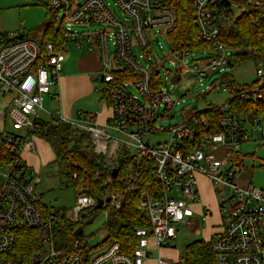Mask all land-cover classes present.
Here are the masks:
<instances>
[{
	"label": "built area",
	"instance_id": "2783aa9c",
	"mask_svg": "<svg viewBox=\"0 0 264 264\" xmlns=\"http://www.w3.org/2000/svg\"><path fill=\"white\" fill-rule=\"evenodd\" d=\"M191 3L197 38L210 44L205 50L171 41L170 33L178 18L173 0H115L114 4L108 0H47L57 16L62 14L63 42L40 41L30 36L20 39L18 32L0 33V120L12 122V129L5 127L0 131L3 156L9 158L0 160V179L3 177L0 264H174L162 254L153 260L151 245L158 251L166 249L178 235L180 224L200 231L199 216L206 220L211 214L209 208L194 207L202 202L200 176L210 179L214 191L223 194L218 200L221 226L211 243L215 264H264V187L254 184L244 187L239 183V177L247 170V156L258 157L256 150L245 153L243 145L256 143L264 147V116L237 113L226 101L208 106L218 114L215 121L199 115L197 110L181 123L167 129L158 127V121L173 108L177 98L172 90L161 86L159 67L153 60V37L160 33L183 63L196 51L216 52L204 66L194 60L190 69L195 73L206 76L208 71L225 72L226 67H234L236 62L233 49L219 41L221 28L252 6L264 11V0H245L243 4L233 0H191ZM113 6L128 19H119ZM98 23L105 28L78 29ZM69 41L79 49L86 44L90 50L101 48V76L105 83L111 84L112 115L104 124L83 112L79 113L78 121L60 118L88 131L95 152L108 154L104 156L112 170L117 168L115 164L121 155H134L144 162L158 183L140 194L139 206L148 213L150 226L136 229L137 244L131 252L123 250L117 241L94 250L95 246L81 236L59 248L55 213L46 211V204L36 191L40 178L23 158L24 152L37 151L30 132L44 110L43 95L50 93L61 75ZM109 42L114 46L112 57ZM145 60L147 65L143 64ZM256 66L257 77L262 78L264 62ZM183 70L179 66L171 71L169 81L178 82ZM133 87L138 94L131 91ZM214 88L231 95L228 82L210 90ZM239 97L257 101L262 95L253 86L242 90ZM161 107L164 112L159 115ZM164 131L169 136L154 142L152 138ZM218 149L224 151L221 157L215 154ZM5 167L6 173L2 171ZM77 176L74 173L73 177ZM130 176L129 190L137 180L136 175ZM113 178L111 172L103 184H111ZM75 189V205L66 213L73 222L81 221L85 213L96 209L99 199L88 186ZM106 197L110 201H105L101 209L108 219L113 210L121 208L123 197L112 192L100 198ZM24 227L37 232L36 242L27 254L19 253L16 246L17 235Z\"/></svg>",
	"mask_w": 264,
	"mask_h": 264
},
{
	"label": "trees",
	"instance_id": "16d2710c",
	"mask_svg": "<svg viewBox=\"0 0 264 264\" xmlns=\"http://www.w3.org/2000/svg\"><path fill=\"white\" fill-rule=\"evenodd\" d=\"M233 1L238 4L245 2V0ZM173 3L177 6L178 18L176 27L170 33L171 41L187 44L191 49L205 50L210 44L203 43L197 38L191 0H173ZM252 7L241 11L232 23L221 28L219 34V41L233 49L236 63L243 64L248 60H253L255 64L264 62V11ZM57 14V11L46 3V22L38 30L41 36L34 38L56 43L64 41L61 28L55 23ZM224 82L230 85L231 95L228 102L232 110L237 113H248L252 117L264 116V76L257 77L251 84L243 85L228 73L223 77L222 83ZM253 86L258 88V92L262 95L261 99L254 101L239 97L242 90ZM103 91V96L111 107V84L106 83ZM215 111L214 108L206 107L199 110V115L215 121L218 117ZM53 121L54 124L49 126V121L41 118L36 120L35 129L30 132V135L43 138L53 146L62 164L66 185H71L74 190L76 187L88 186L99 198L112 192H119L122 195L123 205L111 212L106 221L108 234L100 245L104 247L112 241H117L121 243L123 250L131 252L137 244L136 229L141 226H150L148 213L139 206L140 194L143 190L158 185L157 181L151 176L144 162L139 161L134 155L123 154L115 164L119 169L117 176L113 178L111 184L104 185L103 181L107 175L111 174L112 167L106 162L104 155L95 152L90 133L59 117H53ZM3 151V147L0 146V160L7 159L4 158ZM98 172L101 175L97 177ZM74 173L78 175L76 178L73 177ZM130 175H136L137 180L134 188L129 190L128 184L132 180ZM45 209L48 211L49 207L45 205ZM95 211L97 210L88 211L81 221L73 222L67 218L65 209H57L54 213L57 219L58 247H67L75 238V229L82 226L85 219L93 218L89 215ZM36 233L35 230L27 227L19 232L16 245L19 253L27 254L33 248ZM80 236L85 241L83 232ZM186 251L185 264H215V255L210 242L203 239L195 240L187 245Z\"/></svg>",
	"mask_w": 264,
	"mask_h": 264
},
{
	"label": "rangeland",
	"instance_id": "374dc122",
	"mask_svg": "<svg viewBox=\"0 0 264 264\" xmlns=\"http://www.w3.org/2000/svg\"><path fill=\"white\" fill-rule=\"evenodd\" d=\"M108 1L113 4L115 2V0ZM113 7L119 19H128L127 15L122 14L118 7ZM41 11H43L44 14L46 13L45 6L43 7L41 5L37 6L32 4V6L27 8L25 16L22 17L23 22H25V18L27 21L37 19ZM61 18L62 14L60 13L55 22L58 27L60 26ZM25 28L29 27L26 26ZM104 28L105 26L101 23L78 27L79 30H96ZM153 46V60L155 65L159 67L161 86L166 90H172L177 98V102L173 108L168 110L158 121V127L167 129L176 123H181L186 116L192 115L197 110L204 109L210 104L222 105L228 101V92L218 90L217 88L210 90L214 85L221 87L223 77L228 73L232 74L233 77L243 85L251 84L257 78V66L253 60H248L243 64L236 63L234 67H226L225 72L219 70L208 71L206 76H200L190 69L193 61L197 60L204 66L207 59L216 56V52L209 50L205 52L196 51L194 55H188L185 63H183L171 52L168 41L164 35H161L160 33L154 35ZM67 49L69 52L74 51V53L77 54L84 53V50L78 49L72 43L68 45ZM89 51L97 55L98 62L95 69L90 72V81L93 84V91H91L92 93L87 92L88 86L84 87L83 89L86 90V93L75 98L72 101V106L75 113L77 110H81L85 115L86 113L95 114V121L99 124H104L107 121L105 120L104 122H101L100 113L97 112V109H100L101 106H103V100L101 97L103 95V88L106 85L104 81L100 80L103 68L102 50L100 47L96 46L93 50ZM109 54L111 57L114 54V46L111 42H109ZM143 64L147 65L148 63L145 60L143 61ZM179 66L184 67V70L180 74V80L176 83L173 81L170 82L169 76L171 75V71L176 70ZM107 68L110 69V65H108ZM130 89L133 93L138 94L134 87ZM55 96V86H52L49 94L43 95L44 110H42L40 117L45 121H49V126L54 124L53 117L60 118L62 116L61 101L54 99ZM90 100H94L93 103H90ZM163 112L164 108L161 107L158 110V114L162 115ZM77 117L78 120H80L78 115ZM5 127L7 129H12V122L6 121L4 123L0 120V131ZM110 133H112L113 136H117V133L114 130H111ZM168 136L169 133L164 131L154 136L152 139L154 142H157L159 140H164ZM34 140L37 144V153L35 152L36 154H32L33 156H31L34 161L30 158L29 160L30 162H35L33 164L37 170V176L40 178V182L36 185V191L42 196L43 203H45L51 211L55 212L57 209H65L67 213L75 205V190L71 185L65 184L63 167L53 146L47 140L40 137H37L36 139L34 138ZM243 150L245 153H252L256 150L258 157L253 158L252 156H247L245 160L247 170L239 178L240 185L245 187L249 184H254L255 186L264 187V147L256 143H246L243 145ZM223 152V149H218L215 151V154L218 157H221ZM103 155L108 156V154ZM2 171L6 173L8 168H2ZM2 181L3 177L0 179V186ZM204 195L205 199H209L210 202L208 203H211L213 211H211V214H209L206 220H204L202 216H199L201 220L200 231H192L190 228L183 227L180 224L178 226V235L169 241V246L166 249L158 251L153 244L151 245V251L153 252L151 258L153 260L162 254L174 264H185L187 256L186 249L189 243L200 239L212 243L214 240V233L219 230L222 221V216L219 212V205L216 200L218 201L223 194L222 192L212 193L211 190H207ZM195 209L198 210V206H195ZM89 216L93 217V222L89 224L86 223L88 219H85L82 222L83 238L90 246H95L94 250H99L102 248V245L100 244H102V241H104L108 234L106 228L107 217L103 209H99Z\"/></svg>",
	"mask_w": 264,
	"mask_h": 264
},
{
	"label": "crops",
	"instance_id": "0c3cea01",
	"mask_svg": "<svg viewBox=\"0 0 264 264\" xmlns=\"http://www.w3.org/2000/svg\"><path fill=\"white\" fill-rule=\"evenodd\" d=\"M46 3L47 0H0V33L2 35H7L10 32H18L19 35L23 34L24 36H41L38 30L46 22V13L44 14L43 11H41L37 19H31L27 21V19L25 18V22H23L22 17L25 16L27 8L29 6H32V4L37 6L41 5L43 7L45 6L46 8ZM26 26H28L29 28H25ZM70 43L75 45V43L72 41H69L67 43L66 59L63 63L61 75L54 85L56 90V96L54 97V99H58L61 101L63 117H66L71 121H78L77 115L79 116V113L82 111L77 110V112L75 113V110L72 106V101L78 96L83 95V93H86V90L83 89L84 87L88 86L87 92L93 91V84L90 81V72L95 69L98 62L97 55L89 51L90 49L87 44L80 49L84 50V53L77 54L74 53V51L69 52V50L67 49ZM103 95L101 97V99L103 100V106H101L100 109H97V112L100 113L101 122L110 120L112 115L111 107ZM93 101L94 100H90L89 102L93 103ZM91 115L95 117V114ZM33 138L36 139L37 137ZM36 153L24 152L23 158L28 166L37 174V170L33 164L35 162H30L29 160V158L33 160L31 156H33L32 154ZM200 190L202 195V202L200 203V205L195 206H198L199 209L209 208L211 211H213L211 203H208L210 202L209 199H205L204 195L207 190H211L212 193L215 192L210 179L200 176ZM216 202L218 203L217 200Z\"/></svg>",
	"mask_w": 264,
	"mask_h": 264
},
{
	"label": "water",
	"instance_id": "95a60500",
	"mask_svg": "<svg viewBox=\"0 0 264 264\" xmlns=\"http://www.w3.org/2000/svg\"><path fill=\"white\" fill-rule=\"evenodd\" d=\"M23 37H24L23 34H20V35H19V38H20V39L23 38ZM176 79H177V74L174 76V80H176ZM100 80L103 81V75L101 76ZM117 174H118V168H114V169L112 170V176H113V177H116ZM105 201H110V197H106L105 199H103V198H99V199H98V203H97V205H96V209H97V210L101 209V207L103 206V204H104ZM84 215H86V213H85ZM92 222H93V218H91V219H89V220L86 221V223H88V224H89V223H92ZM82 232H83V227H82V226H79V227H77V228L75 229V231H74V236H75V237H78V236H80V235L82 234Z\"/></svg>",
	"mask_w": 264,
	"mask_h": 264
}]
</instances>
